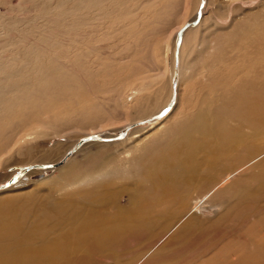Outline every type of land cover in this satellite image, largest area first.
<instances>
[{"label": "rangeland", "instance_id": "374dc122", "mask_svg": "<svg viewBox=\"0 0 264 264\" xmlns=\"http://www.w3.org/2000/svg\"><path fill=\"white\" fill-rule=\"evenodd\" d=\"M71 1L0 0V57L29 79L9 107L0 81V213L23 220L0 264H264V114L239 117L264 103V18L241 20L257 4L138 0L75 29ZM132 91L144 101L125 122L114 98ZM201 115L193 178L139 176Z\"/></svg>", "mask_w": 264, "mask_h": 264}, {"label": "bare ground", "instance_id": "6f19581e", "mask_svg": "<svg viewBox=\"0 0 264 264\" xmlns=\"http://www.w3.org/2000/svg\"><path fill=\"white\" fill-rule=\"evenodd\" d=\"M137 1L138 0H72L71 9L73 15H71L70 17L71 18L70 28L75 27V29H78L80 24H85V26L89 25L90 23L88 22V19L89 18L93 19L94 14H96L98 10H101L102 12L101 16L105 18L108 17L107 15L109 13L111 12L113 13L115 8L119 6L125 7L128 5V7L131 6L136 10L138 6ZM199 1L200 0H197L196 4H194L195 9L199 4ZM219 1L221 2V4H224V7H231L232 6L231 4H234V6L237 5L233 9L234 11L243 10L240 7L246 5L241 2L245 0H219ZM80 2H82L84 9L82 16L79 11L81 9L77 10L78 3ZM159 2H161V0H148L146 2H143L145 3L143 8L145 9V7L147 8L151 7L152 5H155ZM210 3L212 6L216 4L218 5L217 0H212V2ZM221 4L219 3V6H221ZM253 4H257V5L255 6V8L252 9V13H247L243 18H241L242 21H245L249 17H254L255 15H257L256 16L257 19L264 18V0H257L256 2L253 0H249L247 8L252 7ZM192 5H193V0H184L183 13L185 14L186 11L188 12L189 9H191ZM125 10H121V11L124 13ZM121 11L120 13L122 14ZM80 16L85 19L86 23L84 22L78 23L79 19L81 18ZM100 19L101 18L99 17L98 21H100ZM205 20L209 21L208 16L207 19ZM187 27L188 26H186L185 28ZM175 31L176 29L170 32V35L168 36H171L172 33L174 34ZM74 33L75 32H73V34ZM88 34L89 31L85 32V30H79L78 32L75 33L76 36L75 39L77 40L79 35H80L79 37L80 39H87ZM3 58L5 57L4 56L0 57V75L8 74L9 76L7 78L0 79L3 85L2 87L9 89L10 87L14 86L12 87L13 89L10 92V96L5 99L6 105L7 107L12 106L14 103H18L19 105V102L22 98L21 96L22 85L28 83L29 79L27 76H24L23 72L19 73L17 71L16 66L15 68H11V67L8 68L7 66H5L4 64L6 63ZM34 80H37V77H34ZM37 82H39V80H37ZM143 98L144 96L142 94L140 95L136 91H132L130 94H125L122 92L117 93L114 98L115 117L121 116L122 121L127 122V119L131 114V112L142 104V102L144 101ZM259 100L260 99H258V103L254 104L252 108L245 109L242 112H240L239 117L253 118L259 114H264V103L260 102ZM115 117H107L104 118L103 120H97L96 125H93L90 130H94L96 128H101L100 130H102L105 127L114 126L115 124L118 123ZM196 131H200V133ZM210 131H211V122L207 121L205 115H201L196 121H190L186 125L183 124L180 127H176L171 131L169 138L166 139L164 142L157 145H153L149 147L148 150L146 149L147 151H150L152 153L153 158L147 165H145V167L138 165L139 176L146 179L148 178L151 181L152 185L156 188H161L162 186L161 179L165 176L180 177V178L184 177L185 179L193 178L196 172L194 165L195 155H198V153L201 150L207 149L210 141V137H209ZM91 132L94 131H89V133ZM195 134L201 136V138L203 139L202 144H199L198 142L199 136H195ZM34 136H35L34 133L24 134L20 138H18L16 142L18 144L21 141L25 142L28 139L32 140L34 139ZM173 138H175L176 140L174 141ZM154 139L155 137L151 138L152 141H154ZM149 141L150 138L147 137L145 143ZM207 158L208 161H212V158L209 157V155L207 156ZM47 212L52 213L51 210H48ZM22 225H23V220L21 222H16V223L13 222L9 212L0 213V239L16 238L17 239L16 243L18 244L21 243L22 237L19 235V233H20V229H22Z\"/></svg>", "mask_w": 264, "mask_h": 264}]
</instances>
